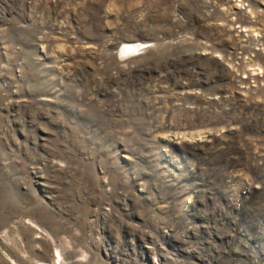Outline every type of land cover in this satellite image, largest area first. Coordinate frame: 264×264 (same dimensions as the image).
I'll return each instance as SVG.
<instances>
[{
	"label": "rangeland",
	"instance_id": "374dc122",
	"mask_svg": "<svg viewBox=\"0 0 264 264\" xmlns=\"http://www.w3.org/2000/svg\"><path fill=\"white\" fill-rule=\"evenodd\" d=\"M42 262L264 264V0H0V264Z\"/></svg>",
	"mask_w": 264,
	"mask_h": 264
},
{
	"label": "bare ground",
	"instance_id": "6f19581e",
	"mask_svg": "<svg viewBox=\"0 0 264 264\" xmlns=\"http://www.w3.org/2000/svg\"><path fill=\"white\" fill-rule=\"evenodd\" d=\"M123 48L121 49V54L125 57V58H131L132 56H135L137 51H138V47L136 45H133V43H125L123 46ZM58 261H61V254H58L57 258ZM40 264H50L48 262H42ZM54 264H58V263H54Z\"/></svg>",
	"mask_w": 264,
	"mask_h": 264
}]
</instances>
